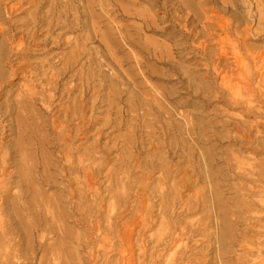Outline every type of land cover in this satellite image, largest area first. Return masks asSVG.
<instances>
[{
    "label": "bare ground",
    "instance_id": "6f19581e",
    "mask_svg": "<svg viewBox=\"0 0 264 264\" xmlns=\"http://www.w3.org/2000/svg\"><path fill=\"white\" fill-rule=\"evenodd\" d=\"M106 1L101 0L100 2L104 6L108 5L105 4ZM76 3L75 0H0V7L3 6L7 14L3 18L0 13V99L7 97L4 102L0 103V264H33L36 263L35 261L38 264H74L76 261L74 259L78 257H75V249L83 248L89 243L92 249L90 259L86 264L97 263L98 258L101 259L100 264H111V260H114V264H233V262L234 264H264V255L257 256L251 261L245 257L242 258L240 255L236 259L231 256L232 243H235L243 252L260 250L258 249L261 244L259 243L260 240L257 241L254 236L250 237L248 234L257 227L258 231L255 229L256 233L258 232L257 235L260 234V237L262 234L264 235V225L260 224L262 215L260 217H247L245 215L259 211L264 213V195H261L264 187L250 186L248 190L250 193L246 192L241 195L235 193L239 191L237 190L234 192V196H231L232 199L219 193L218 189H216L218 192H215L213 187L214 190L212 189L213 192L210 194V196L212 195L211 198L195 191L189 192V195L183 200L182 191H191L189 186L192 183H188L189 176L187 177L186 171L183 169V175L182 178L180 177L177 187L171 186L175 190L164 186L165 174L173 175L171 174L173 171L170 170L169 164L163 165L160 162L159 157H157L159 153L149 156L147 163L146 160L143 161V163L145 162L144 170H147L145 171L147 174L139 176V187L136 189L141 188V190L140 193H136L138 194V197L136 195L137 199L134 198L139 200V206L134 207L132 223H128L126 219L125 223H121L118 229L119 240H116L120 241V249L117 251L119 257L117 259L111 258L114 250L110 254L111 237L109 238L108 228L111 225L109 226V221L113 218H111L112 211L118 205L116 203L121 200L120 195L123 192L121 191L120 194L116 190L108 197L111 201L108 203L105 201L107 204L105 203L106 208L104 207V209L107 211H102H106L107 216H103L102 222L99 217H101L100 213L105 198L103 200V196L101 197L100 190L96 186L97 177L99 176L100 179V172L103 169L101 167L104 166L106 168L104 173L106 172L107 175L105 179L108 178L109 182L106 186V189L109 188L108 192L113 186L117 188L126 186L122 179L116 178V175L115 181L112 182V174H117L118 170L125 169L128 163L126 160L129 159V167H126L128 173H131L135 168H141L140 152L144 148L142 146L144 141L132 146L133 151L126 152L122 147L132 145L135 139L122 138L120 141L116 135H112L115 130L127 123L123 119L121 121L118 119L117 110L119 109L115 110L113 102L114 99L119 101L118 97L122 96V91L113 90L101 94L103 91L99 89L105 90L106 86L102 83L93 84L96 83L94 75L96 76L97 73L91 74L89 70L90 66L91 70L96 68L93 67L94 65L92 66L90 56L88 57L89 53L86 49L88 46L86 45L89 41L92 42L95 37L87 34L84 39L78 33L87 32L89 29L91 22L88 24L82 22L83 20L80 21V19L83 16L93 18L94 13L91 10L94 8V3L91 0H86L87 5L82 4L83 7L80 4L76 5ZM207 5L211 6L207 8ZM152 6L164 9L167 15V24L156 33L164 35L167 31L178 32L184 45H186L184 49L191 48L197 51L204 61L206 74L210 69L213 78L218 81L222 91L217 97H224L223 93H227L226 98L228 96L229 99L221 98L224 104L227 106L240 105L243 115L252 111L254 108L252 97H257L255 92L250 89L252 77H254V84L259 89V97H264V50L256 52L255 47L246 43L249 29L245 27L242 30H237L240 19L235 14L240 10L245 12L249 6H243L237 0H162V2L153 0ZM252 6H255V15L257 16V28L252 35L259 39L262 35L261 31L262 33L264 31V0H254ZM45 7L48 9L43 10ZM213 11L229 14L237 25L232 27L231 21L224 24L220 23L212 13ZM73 12L76 13V16H73ZM19 14L25 15V18L19 21L14 20ZM255 15H251L250 12L251 19H254ZM133 18L136 19V17ZM180 18H182V24H179ZM142 20L143 26H151V22L147 18L142 17ZM118 32L124 43L131 42L127 31L122 32L121 29H118ZM38 37L43 39L37 45L35 40ZM191 37H193L195 45L192 44L193 40L189 42ZM101 38L103 36L99 40ZM102 40L103 43L96 41V43L99 42L96 44V48L100 49L102 58L106 60L104 64L106 66L111 64L113 59L110 61V52L104 39ZM108 40L109 38L106 41ZM31 42L37 46L46 47L49 45L45 49V53L47 56H51L45 60V63L41 62L38 65L37 74L32 75V77L27 72L28 66L31 68L32 65H29L26 60L29 57L27 48ZM145 50L147 51V49ZM149 52L153 56L156 54L154 49ZM181 52L178 51V54ZM158 58L162 64L164 56L160 54ZM53 59H56L55 63H51ZM117 61L114 62L117 64ZM134 61L136 63V60ZM86 64L89 65L84 68ZM99 64L102 65V62ZM168 66L175 73L180 72L176 64L174 66L169 64ZM44 67H47L46 70H43ZM104 71H97L100 73V75L98 74L99 79L96 78L98 82L103 80ZM118 73L121 74V72ZM20 74H24L25 83L17 95L10 99L9 91L4 89L11 85L9 81L11 78ZM124 74L122 75L124 79L125 77L129 78L128 74ZM104 79L106 78L104 77ZM178 79L181 80L180 76ZM131 97L134 95L132 94ZM51 99H54V105L50 104ZM39 105L45 110H39ZM136 108V106L130 105L128 111L133 112ZM261 116L262 114H258V117ZM213 120L215 118L209 119L207 123L214 124L215 121ZM259 124H261L260 121H256L253 126L257 128ZM178 127L179 133L177 134L181 136V126ZM185 127L188 130L191 128L190 126L187 128L186 125ZM234 134L249 140L251 146L256 143L251 140L252 137L250 139L249 135L240 133L236 129H234ZM263 135L264 133L262 137ZM90 140L92 142L89 144ZM102 140H104L103 143ZM156 140L157 138L147 140L151 148L155 147ZM257 143L259 144L253 146L255 149L262 147L264 139L257 141ZM253 147L252 149H254ZM112 152L119 153L109 158ZM112 160L117 162L114 168L109 166ZM96 161H99L97 165L95 164ZM240 164L234 165L237 175L232 174L233 176L237 178L238 175L242 176L239 172L246 175H248L247 173H254L252 171L254 168L247 172V168L245 166L243 168ZM10 167L13 168L11 172L8 171ZM261 170H258L256 175L260 176V173H264ZM154 171L159 174L156 180L158 183L156 196L158 195L160 199H163L161 204L158 203L163 208L160 209L162 211L160 220L156 222V234L152 240L150 239L152 247L146 256L144 231L151 230L155 226L153 223L155 220H152L149 215L146 217L147 212L145 215L144 209H150L154 204V197L152 196L154 188L151 190L153 193L149 192V188H147L155 173ZM126 173V171L123 172L124 177H127L128 180L129 174L126 175ZM244 177L242 176V178ZM71 186H78L79 190L76 191ZM244 186L245 190L246 185ZM47 189H55L58 194L46 196ZM10 190H14V193L12 191L10 193L14 194L15 200L13 202L7 201ZM123 196L126 195L123 194ZM97 199L99 200L97 201ZM175 199L185 204V208L179 212L175 210ZM223 200H230V202L232 200L234 205L231 208L233 209L226 208ZM93 201H97L95 205L92 203ZM188 201L193 203L187 205ZM209 201L212 202V207L206 208V205H210ZM148 203H150L149 206ZM120 208L118 209L120 210ZM166 208L171 210L174 215L177 214V217L182 212H200L202 219L194 224L190 223L191 225L187 223V227H184L183 224V227H180L179 223L177 225L178 221H175L178 218L173 219L174 215L169 217L167 214L165 217ZM126 210L127 208L119 212L114 211L117 213L113 219L116 221L120 219ZM167 217L169 218L167 219ZM209 218L215 219L216 231L213 230V227V233L208 232L211 221H205ZM67 219H71L70 223L85 228L83 231L89 236L86 234L87 237L82 240L73 229L70 230L69 226L67 227L68 224L65 222ZM101 222L104 223L103 226H100ZM196 223L197 225H195ZM141 224L142 226H140ZM134 225L140 226V231L136 232V227L132 228ZM40 232H43L40 240H36L37 233ZM134 232L139 237L138 242L132 237ZM44 234H51L52 238L50 236V238H46ZM196 237L198 238L195 239ZM135 243L137 244V251L134 249ZM114 245L117 248V245ZM99 251L100 256H98Z\"/></svg>",
    "mask_w": 264,
    "mask_h": 264
},
{
    "label": "rangeland",
    "instance_id": "374dc122",
    "mask_svg": "<svg viewBox=\"0 0 264 264\" xmlns=\"http://www.w3.org/2000/svg\"><path fill=\"white\" fill-rule=\"evenodd\" d=\"M75 1L77 2L76 5L80 4L82 7L84 4L87 5L86 0H75ZM91 1L94 3V8L91 10L92 13H94L93 18L83 16L80 19V21L83 20L82 22H87L88 24L91 22L92 25L89 24V29L87 30V32H79L78 34L82 36V38L84 39H85L84 36H87V34L90 35L91 37L92 36L95 37L94 39L95 42L94 40L92 42L89 41L88 42L89 44L87 43L86 45L88 46L86 47L89 53L88 57L90 56L92 66L94 65L93 67L96 68L95 70H91V66H90L89 70L91 71V74L96 72L97 74L96 76L94 75V77L98 78L99 77L98 74L100 75V73L97 71L105 70L103 72L104 74L103 80L101 82H98L97 79L95 78L96 83L94 82L93 84L97 85V84L102 83L103 85L106 86L105 90L99 89L100 91H103L101 92V94H104V92H110L113 90L122 91V96L118 97L119 101L114 99L113 102H114L115 110L119 109L117 110L118 119L120 121L123 119L127 123L120 126L119 129L115 130L112 135L114 136L116 135L118 140L120 141L122 140V138L135 139V142H133L132 145H130L131 147L129 145H125L124 147H122V149L124 148L123 150L126 152L133 151L132 146H136L138 142L144 141L142 145L144 146V148L140 152V165H142L141 168H138V169L135 168L132 170L131 173H128V171L126 170V167L127 168L129 167L128 165L130 161L129 159V160H126V163L127 162L128 163L126 164L125 169L118 170L117 174L116 173H113L114 175L112 174V179H113L111 180L112 182H114L116 178L122 179V181L125 182L124 185L126 186H123L124 187V188L122 187L123 189L113 186L112 188H110L108 192L109 188L106 189V186H108L109 182H108V178L105 179L107 175H106V172L104 173V170H106L104 166L101 167L103 169H101V172H100V179H99V176L97 177L98 181H97L96 186H98L100 190L99 193L101 194V197L103 196V200L105 198L103 202L104 206L101 209V213H100L101 217H99V219L102 220L103 216L104 217L107 216L106 214L107 210L104 209V207L106 208V204L111 201V199L108 197H110V195H112L116 190L119 193L121 191L123 193L122 192H121L122 194L120 193L121 202L119 201L116 203L118 205H116V208H114V210L112 211L111 218L112 217L114 218L117 212L123 211L124 209L127 208V210L125 211L126 213L123 212L120 219H117L116 221L112 218V220L109 221V226L111 225L110 228H112V229L108 228V233L110 234L109 238L111 237L110 238V244H111L110 254L112 253L113 250L114 251L116 250L115 252L113 251L112 256L110 254L109 255L111 256V258L117 259V257H119V253L117 251H119L120 249V241H116V240H119L118 229L120 228L121 223H125L126 221L128 223H132L134 220V209L139 206V200H136L138 197V194L136 193L141 190V188L136 189V187H139L138 178L139 176H141V174L142 175L147 174V172H145L147 170H144L145 162L143 163V161L146 160V163H147L149 161L148 158H150L154 154L157 155L159 153L157 157H159L160 162L163 165L169 164L170 170L173 171L171 172V174L173 175H170V173L165 174L166 178L164 180L165 181L164 186H166L167 188L169 189L172 188L173 190H175V188L173 187H177V184L183 175L182 171L184 170L186 171L187 177L188 176L190 177V178L188 177L189 179L188 183L189 182L192 183L191 186H189V188H191L190 189L191 191H184V192L182 191L183 200L186 199V197L189 195V192L193 193L195 191L200 192L199 194L205 195L207 198L208 197L211 198L212 195L210 196V194L214 190L213 187L215 188V192L219 191V193H222L224 196L229 197L231 199L234 196L233 194L235 193H238V194L240 193L239 195H241L242 193L245 194L246 192L250 193V191H248L250 186H253V187L263 186L264 187V173H260V176H262L261 178L260 176L256 175L258 174L257 173L258 170L262 169L261 171L264 172V147H263L264 144H262V147L260 148L258 147L257 149L253 147L256 144H259L257 143V141L264 139L263 138L264 135L262 137V134L264 133V97H259L260 95V92L258 91L259 89H257L256 85L254 84V77H252L250 89L255 92V95H257V97H252L253 105H254L253 106L254 108L252 111H248L246 112V115H243L241 113L240 105L227 106L226 104H224L221 98L229 99V97L227 96L226 98L227 93H223L224 97H217L219 96V93H221L222 89L219 87L218 81L213 78L212 71L210 69L208 73L206 74L207 71L205 70V67L203 65L204 61L202 60L201 55L194 49H191V48L184 49V46L186 45H184V42L181 39L178 32L176 33V32L167 31V33L164 35H158L156 33L157 31L160 30V28H162V26L167 24L166 23L167 15L165 14L166 11L164 9L152 6L153 0H107L105 4H108V5H104V6L100 2L101 0H91ZM158 1L162 2V0H158ZM237 1L243 6H249V8L245 12L243 10H240L238 13L235 12L236 16H238L240 19V22H239L240 25L239 27H237V30H242L243 28L247 27L249 29L248 31L249 35L247 36L248 38L246 40V43L249 46L255 47L256 52L264 50V31L263 33L261 31L262 35L260 36L259 39H256V37L252 35L253 31L257 28V16L255 15V9H254L255 6H252L254 5V0H251L250 2L249 0L247 1L237 0ZM248 2L251 4V6ZM100 6L103 8L101 9ZM210 6L211 5H207V8H209ZM250 8H252L253 10ZM47 9L48 7H45L43 10H47ZM216 10H218V8H216ZM75 12H73V16H76L77 12L76 13ZM250 12H251V15H255L254 19L250 18ZM0 13L2 14L3 18L6 17L7 15L6 10L3 8V6L0 7ZM212 13L216 16V18L220 21V23L224 24V23H229L231 21L230 23L232 27L235 26L236 23L231 19L229 14H226L223 12L220 13V11L218 12L213 11ZM24 16L25 15L23 14H19L16 16V18H14V20H17V21L22 20L23 18H25ZM133 17H136V19H134ZM142 17L143 18L145 17V19L147 18L151 22L150 27L143 26ZM179 24H182V18L179 19ZM117 25L119 26L117 27ZM90 27H92L93 29L95 28V29L93 30ZM118 29H121L122 32L124 31L128 32V34L130 35V36L128 35L131 41L130 43L128 42L124 43V40L122 39L121 35L118 34L119 33ZM96 32L97 33L99 32V33L97 34ZM105 32H106V35H105ZM91 33H94V34L92 35ZM99 36L100 37L103 36L101 40L104 39V42L106 43L108 51L110 52L109 53L110 61L112 59L115 62L118 60L117 64L112 60L110 62L112 65L111 64H108L106 66L104 65L106 63V60L102 58L100 54V49L96 48V44L99 43V42L96 43V41H100V43L101 42L103 43V40L102 41L99 40L100 38ZM108 38L109 40L106 41ZM191 38L189 42H192L193 37ZM42 39H43L42 37H38V39L35 40L37 45L39 42L41 43ZM192 44L195 45L194 40ZM37 45H34V43L31 42L27 48L29 57L26 60L29 65H32L31 68L29 66L27 68V72L31 74L30 77H32V75L34 76L35 74H37L36 69L38 65H40L41 62L45 63V60H48L49 58H51V56L48 55L49 56L48 57L47 54L45 53V49L48 48L49 45H47L46 47H44L43 45H40V46H37ZM145 49H147V51ZM153 49L156 51V54L154 56L151 54V52H149ZM143 50L146 52H144ZM178 51H182V52L178 54ZM160 54L164 56V60L162 63L163 65L160 64V61L158 58L160 57ZM166 57L168 59L169 58L170 59L172 58V59L169 61ZM134 60H136V63ZM55 62H56V59L51 60V63H55ZM101 62H102V65L99 64ZM169 64H171L172 66L176 64V67L180 69V72L175 73L172 70V68L168 66ZM88 65L89 64H86L84 68H87ZM46 68L47 67H44L43 70H46ZM121 70L123 71V73ZM118 72H121V74H119ZM124 73L128 74L129 78L125 77L124 79V77H122V75H125ZM113 74L115 77L113 76ZM178 76H180L181 80L178 79ZM104 77L106 79H104ZM116 77L118 78L116 79ZM25 79L26 78H24V74H20L17 77H13L9 80L11 83V85L9 86L10 88L8 87L4 90L9 91L8 95H10L9 97L10 99L14 98L17 95V93L20 91V89H22V85L25 83ZM186 81L188 82V84ZM107 87H110V88H107ZM204 88L208 90H205ZM132 94L134 95V97H131ZM110 97L112 96L110 95ZM6 98L3 97L2 99H0V103L4 102ZM50 104L54 105V99L50 100ZM130 105H134L137 107L135 111L133 112L128 111V108L130 107ZM38 107H39L38 109L41 111L45 110V108L42 107L41 105H39ZM258 114H262V116L258 117ZM214 118H215V120H213L215 121L214 124L207 123L209 119H214ZM256 121H260L261 123L257 127L258 129L253 126V123ZM187 124L191 127L189 130L185 129L186 128L185 125L187 126V128L189 127ZM190 124H192L194 127L191 126ZM178 126H181V130H182L181 136L177 134L179 133ZM234 129L238 130L240 133H245L249 135L250 139L252 137L251 140L255 141L256 143L253 146H251L249 144L250 143L249 140L240 138V136L235 135ZM146 134L149 136H147ZM150 134L152 137L150 136ZM235 136H236V139H235ZM154 137L157 138V140L155 141L156 145H154L155 147L151 148L148 143L149 141L147 140H154L155 139ZM218 137L219 138L221 137V138L219 139ZM91 142L92 141L90 140L88 143L90 144ZM101 142L103 143L104 140H102ZM252 147L254 149H252ZM117 153L119 152H112V154L109 155V158L114 157ZM239 161H242V162H239ZM98 162L99 161H96L95 164L97 165ZM236 163H241L240 165L243 168L245 166L247 168V169L245 168L247 172L250 171L252 168H254L252 169V171L255 174L253 173L254 174L253 175V174L247 173L248 175H246L245 173L239 172V174H242L243 177L244 175L246 177V178L245 177L242 178L241 175H238V178L242 179V180L241 179L239 180L237 177L232 175V174L237 175L236 173L237 170L234 169V165L236 166ZM116 164L117 162H115V160H112V163H110L109 166L114 168ZM257 166L260 167L261 169L258 168ZM255 168H256V171H255ZM12 170H13L12 167L8 169V171L10 172ZM124 171L127 172L126 175L129 174L128 180H127V177L126 178L124 177L125 176V174H123ZM157 173L158 172H155L153 174V177L151 178L148 184L149 187L147 185V188H149V192H152L151 190L153 188L155 189V190L153 189L154 193L153 192H152L153 194L151 193L152 196L154 197L153 198L154 204L150 209H147L145 207L146 209L144 210H145V215L147 212L146 217H148L149 215V217L151 216L152 220H155L154 222L152 221L155 226H153L154 229L152 228L151 230L144 231L145 255L149 254L150 252L149 249H151L152 247L151 246L152 243L150 241L153 239L152 237H154L156 234V222L160 220L159 219L160 214L162 213L160 209L163 208L160 206L163 199H160L158 195L156 196L157 194L156 188L158 184L156 180L159 175ZM115 175H116V178H115ZM141 185H142V182H141ZM244 185H246V189L248 188L247 191L246 189L244 190V187H245ZM71 188L77 191L78 186H71ZM216 189H218V191H216ZM11 191L13 192L14 190H10L9 195L7 197V201L10 200L11 202H13L15 198L13 196L14 194H10ZM45 193H46L45 194L46 196H50V195L54 196L58 194V191H56L55 189H50V190L47 189ZM132 193L133 194L135 193V194L133 195ZM123 194H125L126 196H123ZM228 194H232V195H228ZM261 195H264V190ZM98 200L99 199H97V201ZM94 201L92 203H94L95 205L97 201L96 202ZM105 201H107V203ZM131 202L133 203V205ZM174 202H176V208H175L176 212H179L181 211V209L185 208V204L182 202L180 203L179 201H177V199H175ZM223 202L226 208L233 209L231 208V206L233 207L234 205L232 200L231 202L230 200H227V201L223 200ZM192 203L193 202L188 201L187 205H190ZM208 203L210 205H206L207 206L206 208H211L212 202L209 201ZM149 205L150 203H148V206ZM117 207L118 208L121 207L120 210ZM102 210H106V211H102ZM114 211H117V212H114ZM165 212H167L165 214V217L167 216V214L169 217L174 215L172 211L169 209H167V211ZM201 216L202 214L200 212H193V211L191 213L182 212L179 215V217H177V214L174 215L173 219L175 220L178 218L175 221L176 222L178 221L177 225L179 223L181 225V226L179 225L180 227H183V226L187 227V223L194 224L196 221L198 220L200 221L202 219ZM245 216L247 217H256V216L260 217L261 216L262 221L260 222V224L264 225V213L262 211L248 213ZM169 217H167V219ZM211 219L212 218H209V219H206L205 221L207 220L211 221L208 232L213 233L214 232L213 230L216 231L215 221H214L215 219H212V220ZM65 222L68 224L67 227L69 226L68 228L70 230L73 229L74 232H76L82 240L83 239L85 240L87 235L89 236L88 233L84 232L85 228H83L80 225H74L73 223H70L71 219L69 220L67 219ZM102 222L100 226L104 225V223ZM195 225H197V223ZM140 226H142V224ZM140 226L134 225L132 226V228L136 227V232H138L140 231L139 230ZM255 229L257 230V227H255ZM254 230L251 231V233L249 232L250 235L248 234V236L250 237L254 236L255 239H257V241L260 240L259 243L261 244H260V248H258L260 250H251L250 252H243L241 249H239V247L235 243H232L233 245L231 246L232 247L231 256L235 257L236 259V257L239 258V255H240L242 258L245 257L247 260L251 261L257 256L264 255V248H263L264 247V244H263L264 235L262 234V237H260L261 235L260 234L257 235L258 232L256 233V230L255 231ZM136 232H134V235H132V237H134V240L136 239L135 241L138 242L139 237H137V235L135 234ZM42 233L43 232L37 233L38 236L36 237V240L38 239L40 240V236L42 235ZM44 235L46 238H50V237L52 238L51 234L49 235L44 234ZM197 238L198 237H196L195 239ZM111 241L112 242L115 241V242L112 243ZM114 244L117 245V248L114 247L115 246ZM90 246L91 245L89 243L86 246L84 245L83 248L75 249L76 250L75 257L77 256L78 257L74 259L76 260L74 261V264H80L81 261L84 262V263L81 262V264H86L88 262V260L90 259V253L92 249L91 248L92 246L91 247ZM136 246L137 244L135 243V248H134L135 251H137L138 249V248L136 249ZM98 253H99L98 256H100V251ZM136 255H137V252H136ZM78 258H81V259H78ZM111 261L114 264V260H111ZM35 262L36 263H33V264H38L37 261ZM100 263H101V259L98 258L97 263H94V264H100Z\"/></svg>",
    "mask_w": 264,
    "mask_h": 264
}]
</instances>
